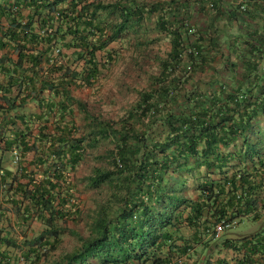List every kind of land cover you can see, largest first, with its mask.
<instances>
[{
  "label": "trees",
  "instance_id": "obj_1",
  "mask_svg": "<svg viewBox=\"0 0 264 264\" xmlns=\"http://www.w3.org/2000/svg\"><path fill=\"white\" fill-rule=\"evenodd\" d=\"M122 50L153 70L105 117ZM262 187L264 0H0V264H182Z\"/></svg>",
  "mask_w": 264,
  "mask_h": 264
},
{
  "label": "crops",
  "instance_id": "obj_2",
  "mask_svg": "<svg viewBox=\"0 0 264 264\" xmlns=\"http://www.w3.org/2000/svg\"><path fill=\"white\" fill-rule=\"evenodd\" d=\"M27 13V12H25ZM118 46L120 43H115ZM112 47H114V45ZM117 46V47H118ZM116 48V47H114ZM21 113L28 116L25 119H30L29 114H34L37 109L34 104H27L21 111ZM36 125H34V128ZM12 155H7L4 158V168L14 171L16 169L15 163L12 160ZM31 166V165H30ZM32 169V166L29 170ZM247 202V206L243 205L239 208L238 218L234 220L236 227L239 225H248L247 227L240 229L236 232L234 229L231 231L230 238L231 243L229 248H224L222 242L224 241L222 235L218 238H214L209 242L207 248H204L203 254H195L196 247L189 254L180 259L179 263L182 264H264V187L261 189L247 194L244 198V203ZM36 225V227H35ZM35 230L38 231L39 224L33 222L31 224ZM193 231L185 229L182 235L186 239H191ZM30 235V231L28 232ZM208 239V238H207ZM209 240V239H208Z\"/></svg>",
  "mask_w": 264,
  "mask_h": 264
},
{
  "label": "rangeland",
  "instance_id": "obj_3",
  "mask_svg": "<svg viewBox=\"0 0 264 264\" xmlns=\"http://www.w3.org/2000/svg\"><path fill=\"white\" fill-rule=\"evenodd\" d=\"M118 45L115 44L114 47ZM168 45L166 41H161L159 45L152 46L149 51L151 55L160 53L163 55L167 51ZM149 53V52H148ZM153 70L151 66L137 68L134 65V56L127 50L120 52V57L108 71L103 72L94 89H85L77 93L78 98L82 101H87L90 108L99 110L105 117H115L120 109L126 108L135 99L134 90L144 86L146 76ZM90 170L88 164H83L78 175L84 176ZM92 195L90 192H85L80 197V206L83 209L91 207ZM70 228L80 230L85 234L83 224H70ZM248 225H239L234 231L243 230ZM36 227V225H35ZM76 245L75 240L70 236H64V241L61 246L62 251H70Z\"/></svg>",
  "mask_w": 264,
  "mask_h": 264
},
{
  "label": "built area",
  "instance_id": "obj_4",
  "mask_svg": "<svg viewBox=\"0 0 264 264\" xmlns=\"http://www.w3.org/2000/svg\"><path fill=\"white\" fill-rule=\"evenodd\" d=\"M18 157L14 155V163H17ZM236 225L235 221H226L224 219L218 221L214 227V238H218L220 235L223 234L224 230L227 228H234Z\"/></svg>",
  "mask_w": 264,
  "mask_h": 264
}]
</instances>
